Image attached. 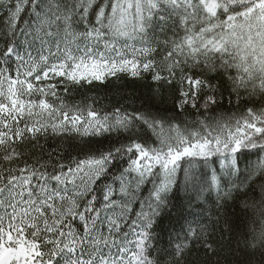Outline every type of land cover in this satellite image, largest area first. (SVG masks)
Segmentation results:
<instances>
[{
    "label": "snow or ice",
    "instance_id": "snow-or-ice-1",
    "mask_svg": "<svg viewBox=\"0 0 264 264\" xmlns=\"http://www.w3.org/2000/svg\"><path fill=\"white\" fill-rule=\"evenodd\" d=\"M0 9V264H221L210 229L223 220L231 232L220 212L237 199L252 217L232 264H264V0ZM121 77L150 80L148 98L111 111L67 99ZM225 94L238 111H215ZM168 99L197 117L154 107ZM245 154L256 159L241 168ZM179 191L201 209L215 192L217 219L180 213L165 240L158 229ZM198 241L204 259L189 260Z\"/></svg>",
    "mask_w": 264,
    "mask_h": 264
},
{
    "label": "trees",
    "instance_id": "trees-1",
    "mask_svg": "<svg viewBox=\"0 0 264 264\" xmlns=\"http://www.w3.org/2000/svg\"><path fill=\"white\" fill-rule=\"evenodd\" d=\"M0 15H2V9H0ZM21 48L23 49V37L20 38ZM0 46H2V41H0ZM33 55H36L35 50H32ZM151 84L150 80L136 81L131 78L121 77L120 80L110 79L105 84H95L91 87H86L83 89H75L67 97L69 102L79 103L82 100L87 98H96L97 104L96 107L103 108L106 111H111V109L117 104H124L129 100L130 97H135V105L139 106L142 100H145L150 95L149 86ZM233 103L231 105L227 102V94H225V100L223 104L217 108L215 111L217 113H230L233 111H238L235 107L236 98H232ZM246 106L245 102L242 100L240 104L239 111H242ZM155 108H158L162 113L175 115L176 118L180 121L184 120H194L197 117L196 110L192 108L186 109L184 112H177L173 107V102L171 99H168L165 103L161 104L157 102L154 105ZM109 141L107 139L100 140L96 143V146L99 147L100 144L107 145ZM49 144H52V141H49ZM255 155L245 154L240 157L241 168L245 166L247 160H255ZM111 179V177H109ZM151 188V185L148 184L142 188L140 192H137L136 198L141 199L148 195L147 189ZM216 193L213 192L208 198L207 202L203 204L202 209L195 206L189 208L187 203V198L183 191L175 193L172 203L175 207L171 208L170 213L166 214L161 219V230L162 234L167 239V231L170 226L176 224L180 219V213L186 214L190 211L202 212L205 217H209L211 220H216V208H215ZM136 210H139V204L134 203ZM221 216H226L231 223V232L227 231L228 225L224 224L223 220L215 226L214 229H210V239L215 243V246L223 250L220 252L219 260L221 264H232L234 260L237 259L231 252V249L236 248V241L242 238L243 233L247 230L246 225L250 223L252 217L251 212H245L243 205L240 203V199H237L235 203L230 202L227 206V210L220 212ZM192 217H189L191 219ZM224 229V231H221ZM229 238H231L229 240ZM242 258V257H240ZM189 260H203L204 259V249L201 247V243L198 241L195 244L191 245V251L188 254ZM216 257L211 258L213 264L216 260Z\"/></svg>",
    "mask_w": 264,
    "mask_h": 264
}]
</instances>
